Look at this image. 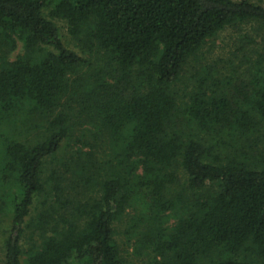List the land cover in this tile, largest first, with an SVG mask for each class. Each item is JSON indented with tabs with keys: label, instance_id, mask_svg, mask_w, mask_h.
<instances>
[{
	"label": "trees",
	"instance_id": "16d2710c",
	"mask_svg": "<svg viewBox=\"0 0 264 264\" xmlns=\"http://www.w3.org/2000/svg\"><path fill=\"white\" fill-rule=\"evenodd\" d=\"M250 24L248 0H0L4 264H264V45L202 63Z\"/></svg>",
	"mask_w": 264,
	"mask_h": 264
},
{
	"label": "rangeland",
	"instance_id": "374dc122",
	"mask_svg": "<svg viewBox=\"0 0 264 264\" xmlns=\"http://www.w3.org/2000/svg\"><path fill=\"white\" fill-rule=\"evenodd\" d=\"M239 1V0H233ZM254 4L260 5L264 8V0H248ZM57 24V23H56ZM58 28L60 29L61 38L64 41H68L70 37L67 34L66 25L62 22L57 24ZM70 49L73 48V43L69 42ZM264 45V27L259 25H246L240 26L236 28H230L228 30L223 31L220 33L214 40L209 42L208 46L205 48L203 52V59L202 61L204 66H212L213 64L216 65V68L219 72L225 73L226 69L229 68L230 64L234 66H239L244 64V57L253 58L254 52L260 51V49ZM21 54L20 46L18 45L11 55L10 59H14L17 55ZM226 74V73H225ZM37 128V127H36ZM45 127H39L36 131H31V133L23 135L20 140V143H31L32 141L36 140L38 135H40L44 131ZM32 144V143H31ZM73 150V147L66 148V152L69 154ZM67 153L64 152L63 155H58L60 158L66 159L68 158ZM50 166H55V163H50ZM138 170V174H139ZM47 197H51L48 195ZM44 198V197H43ZM51 199V198H50ZM53 199V198H52ZM40 202L41 198L38 199ZM2 208V205L0 206ZM38 212V211H37ZM36 213V212H35ZM34 213V214H35ZM134 213L133 209H126V216L123 217L120 223H117L114 226L115 229V241L119 247L121 255L124 259L128 261H135V258L131 254V246L128 242H126V235L125 230L127 229V221L130 215ZM56 218V217H55ZM62 221V220H61ZM173 219L168 218L166 222H168L167 226L173 224ZM80 223V222H79ZM10 231V219L6 216L5 212H0V264H4V252H3V241L7 237ZM30 232L36 234L35 229H30L26 235ZM26 241V240H25ZM137 261V260H136ZM138 264V263H134Z\"/></svg>",
	"mask_w": 264,
	"mask_h": 264
}]
</instances>
